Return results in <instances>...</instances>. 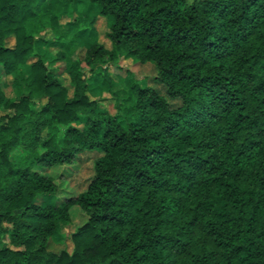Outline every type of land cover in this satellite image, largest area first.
I'll return each mask as SVG.
<instances>
[{
    "label": "trees",
    "instance_id": "trees-1",
    "mask_svg": "<svg viewBox=\"0 0 264 264\" xmlns=\"http://www.w3.org/2000/svg\"><path fill=\"white\" fill-rule=\"evenodd\" d=\"M51 1L0 0V67L20 90L0 86V264H264V0H60L110 20L86 66H153L120 118L77 64L69 90L36 50L27 24ZM91 150L86 188L58 197L41 170ZM75 205L71 250H51Z\"/></svg>",
    "mask_w": 264,
    "mask_h": 264
},
{
    "label": "rangeland",
    "instance_id": "rangeland-1",
    "mask_svg": "<svg viewBox=\"0 0 264 264\" xmlns=\"http://www.w3.org/2000/svg\"><path fill=\"white\" fill-rule=\"evenodd\" d=\"M44 15L31 20L27 28L36 36V50L43 54L45 64L57 73L61 83L69 90L68 69L72 64H77L89 79L88 96L95 100L101 110L120 118L124 115V107L130 104L128 80L152 76L155 71L152 65H137L133 59L118 58L106 64H95L88 67L84 63V55L92 42H98L105 48L111 44L107 38L110 20L100 16L98 10L91 4L80 1L75 3H63L54 0L44 5ZM54 17V18H52ZM52 19L57 21L54 29ZM42 26L40 25V23ZM46 42H39V39ZM13 38L6 40L7 45L13 44ZM57 53H63L64 58L57 61ZM110 81V86L102 79V69ZM25 72L27 70L24 68ZM94 75V77H92ZM10 76L4 75L0 67V86L8 99H16L20 90L16 85H9ZM147 82L151 81L148 78ZM160 91L162 88L156 86ZM71 96V91L68 97ZM7 112L0 110V114ZM77 127L81 124L73 123ZM98 150L86 151L76 157L71 165L54 166L41 170L42 173L51 175L58 185V197L75 195L83 191L92 174V162L99 156ZM49 201L47 196H42L38 203L45 204ZM71 221L61 222L58 225L57 234L49 241V248L57 251L61 248L71 250L72 240L70 235L84 220L85 216L77 205L71 208ZM8 238H4L7 242Z\"/></svg>",
    "mask_w": 264,
    "mask_h": 264
}]
</instances>
